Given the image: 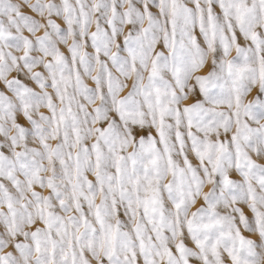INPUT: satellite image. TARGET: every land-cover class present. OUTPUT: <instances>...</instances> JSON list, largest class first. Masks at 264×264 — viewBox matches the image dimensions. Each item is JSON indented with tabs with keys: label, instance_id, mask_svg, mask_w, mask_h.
Segmentation results:
<instances>
[{
	"label": "snow or ice",
	"instance_id": "obj_1",
	"mask_svg": "<svg viewBox=\"0 0 264 264\" xmlns=\"http://www.w3.org/2000/svg\"><path fill=\"white\" fill-rule=\"evenodd\" d=\"M261 160L264 0H0V264H264Z\"/></svg>",
	"mask_w": 264,
	"mask_h": 264
},
{
	"label": "rangeland",
	"instance_id": "obj_2",
	"mask_svg": "<svg viewBox=\"0 0 264 264\" xmlns=\"http://www.w3.org/2000/svg\"><path fill=\"white\" fill-rule=\"evenodd\" d=\"M54 2H57V3H59L60 2V0H54ZM72 2L74 3L75 2V0H72ZM89 2H91V0H89ZM217 11H219V9L217 8L216 9ZM153 11H155V9H153ZM59 22V21H58ZM63 26V25H62ZM95 29V26L93 25L92 26V29L91 30H94ZM238 35H239V33H238ZM241 43H243V41L241 40ZM162 47V45H158L157 46V48L159 49V48H161ZM61 50L62 51H65V54L67 55L68 53H67V51H66V49L63 47V46H61ZM87 51H89V52H91V51H93L90 47L87 49ZM232 55L233 56H235V51H233V53H232ZM103 58V57H102ZM209 67H210V65L209 66H206L203 70H201V72H199V73H197V74H199V75H203V74H206L207 73V71L209 70ZM145 76H147V73H145ZM166 78L167 79H170V75H166ZM86 82H88L89 84H91V82L90 81H86ZM193 83H194V81H193ZM126 91L127 90H125V93H122V95L123 94H126ZM255 93H253V95H254ZM201 97H200V95H199V92H198V90L196 91V93H194L193 95H191L190 96V98H189V100L186 102V103H192V102H194L195 100H197V99H200ZM252 97L250 96L249 97V99H251ZM206 107H212L211 105H206ZM42 111H46L45 109H41ZM217 110H219V111H227V108L225 107V106H221L220 108H218ZM20 122L21 123H24V121H23V119H21L20 120ZM171 122V121H170ZM153 135H155V131L153 130ZM213 139H215V137H212ZM223 138V137H222ZM53 145H55V141H52L51 142ZM158 147H162L161 145H158ZM189 158L190 159H193V163H195L196 161H195V159H194V157L192 156V154L191 153H189ZM261 163H264V160H261L260 161ZM90 179H91V177H89ZM169 179H171V177H169ZM5 183H7V182H5ZM37 190H39V189H37ZM205 190H207V188L205 189ZM45 194H47V191H45ZM97 203H99V198H97ZM199 205H197V207H198ZM86 207V206H85ZM242 207H244V206H242ZM193 211L195 210V208H193L192 209ZM244 210H245V212H246V214H248L249 216L251 215V213H250V211L246 208V207H244ZM242 234L243 235H245L246 237L247 236H249V233L248 232H246V231H243V229H242ZM253 239H257V237H252ZM10 250V249H9ZM225 256H226V254H225Z\"/></svg>",
	"mask_w": 264,
	"mask_h": 264
}]
</instances>
